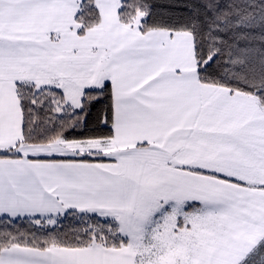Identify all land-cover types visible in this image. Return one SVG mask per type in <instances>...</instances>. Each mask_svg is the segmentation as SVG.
<instances>
[{
	"label": "snow or ice",
	"instance_id": "1",
	"mask_svg": "<svg viewBox=\"0 0 264 264\" xmlns=\"http://www.w3.org/2000/svg\"><path fill=\"white\" fill-rule=\"evenodd\" d=\"M0 264H264V0H0Z\"/></svg>",
	"mask_w": 264,
	"mask_h": 264
},
{
	"label": "trees",
	"instance_id": "2",
	"mask_svg": "<svg viewBox=\"0 0 264 264\" xmlns=\"http://www.w3.org/2000/svg\"><path fill=\"white\" fill-rule=\"evenodd\" d=\"M154 3H163L164 0H153Z\"/></svg>",
	"mask_w": 264,
	"mask_h": 264
}]
</instances>
